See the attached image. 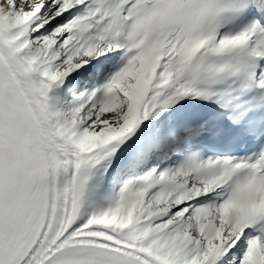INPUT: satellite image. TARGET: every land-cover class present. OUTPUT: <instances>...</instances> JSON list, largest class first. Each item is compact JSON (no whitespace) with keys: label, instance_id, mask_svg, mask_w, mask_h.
<instances>
[{"label":"snow or ice","instance_id":"1","mask_svg":"<svg viewBox=\"0 0 264 264\" xmlns=\"http://www.w3.org/2000/svg\"><path fill=\"white\" fill-rule=\"evenodd\" d=\"M0 264H264V0H0Z\"/></svg>","mask_w":264,"mask_h":264}]
</instances>
